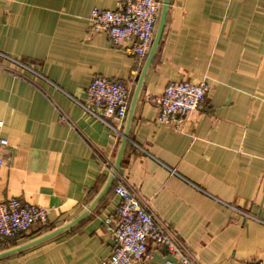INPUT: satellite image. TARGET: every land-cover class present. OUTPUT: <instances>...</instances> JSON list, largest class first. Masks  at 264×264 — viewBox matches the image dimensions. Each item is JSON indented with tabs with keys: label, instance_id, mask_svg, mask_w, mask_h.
I'll list each match as a JSON object with an SVG mask.
<instances>
[{
	"label": "crops",
	"instance_id": "0c3cea01",
	"mask_svg": "<svg viewBox=\"0 0 264 264\" xmlns=\"http://www.w3.org/2000/svg\"><path fill=\"white\" fill-rule=\"evenodd\" d=\"M119 3L0 0V139L8 142L0 150V203L18 198L49 217L16 240L0 239V251L78 216L108 178L104 163L115 162L120 124L95 114L87 89L102 76L134 90L143 66L131 42L92 32L89 18ZM202 79L209 92L184 129L158 125L167 86ZM120 182L193 264L263 258L264 0H170ZM120 200L111 190L80 224L0 264H99L114 248L106 221ZM150 249L138 264L177 260L166 248Z\"/></svg>",
	"mask_w": 264,
	"mask_h": 264
},
{
	"label": "built area",
	"instance_id": "2783aa9c",
	"mask_svg": "<svg viewBox=\"0 0 264 264\" xmlns=\"http://www.w3.org/2000/svg\"><path fill=\"white\" fill-rule=\"evenodd\" d=\"M162 0H120L115 9L94 8L89 18L92 32H105L117 45L131 42L130 51L143 66L151 50L161 12ZM209 92L206 79L197 82L170 83L159 98L157 124L182 131L190 113L198 110ZM132 88L106 77H96L87 89L88 104L104 120H116L119 136L128 115ZM2 123L0 122V127ZM8 144L0 139V150ZM3 160L0 157V166ZM110 171L112 163L105 162ZM120 203L106 225L112 234L114 248L99 264H138L151 258V245L166 248L177 260L166 264H193L177 245L173 232L148 208L147 204L123 183L115 185ZM49 221L46 209L12 198L0 203V239L3 244L28 234L35 226ZM236 264H264L262 259Z\"/></svg>",
	"mask_w": 264,
	"mask_h": 264
},
{
	"label": "water",
	"instance_id": "95a60500",
	"mask_svg": "<svg viewBox=\"0 0 264 264\" xmlns=\"http://www.w3.org/2000/svg\"><path fill=\"white\" fill-rule=\"evenodd\" d=\"M169 8H170V0H162L161 12H160L157 30H156V34L153 40V44L148 54V57L143 65V68L138 76L136 86L133 90V94H132V98H131V102L129 106V111H128V115L125 121L124 129L122 132L121 142H120L119 149L116 155V159L112 165L108 178L105 184L103 185L102 189L99 191V193L95 196V198L86 206V208L78 216H76L75 218L71 219L68 222H65L59 227H56L48 232L41 234L40 236L36 238H33L24 243L17 244L15 246H12L10 248L0 251V261L3 259L9 258V257L15 256L17 254L23 253L27 250H30L42 243H45L71 230L72 228L80 224L82 221H84L87 217H89L91 213L101 204V202L106 198V196L112 190V188L115 185L119 171L122 167V163L125 157V152H126L127 145L129 142L131 128H132V125L135 119L137 107H138V104H139V101H140V98L143 92V88H144L147 75L154 63V60L161 46V42H162L163 35L165 32L166 24H167Z\"/></svg>",
	"mask_w": 264,
	"mask_h": 264
},
{
	"label": "trees",
	"instance_id": "16d2710c",
	"mask_svg": "<svg viewBox=\"0 0 264 264\" xmlns=\"http://www.w3.org/2000/svg\"><path fill=\"white\" fill-rule=\"evenodd\" d=\"M114 188H115V187L112 188V191H113V192H114Z\"/></svg>",
	"mask_w": 264,
	"mask_h": 264
}]
</instances>
